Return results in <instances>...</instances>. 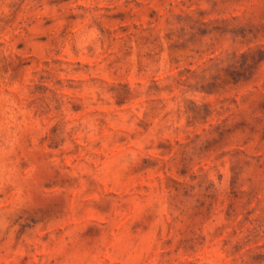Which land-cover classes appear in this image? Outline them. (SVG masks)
Returning a JSON list of instances; mask_svg holds the SVG:
<instances>
[{
	"label": "rangeland",
	"instance_id": "rangeland-1",
	"mask_svg": "<svg viewBox=\"0 0 264 264\" xmlns=\"http://www.w3.org/2000/svg\"><path fill=\"white\" fill-rule=\"evenodd\" d=\"M0 264H264V0H0Z\"/></svg>",
	"mask_w": 264,
	"mask_h": 264
}]
</instances>
